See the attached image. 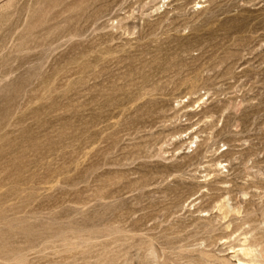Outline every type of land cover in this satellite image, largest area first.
Here are the masks:
<instances>
[{
	"label": "rangeland",
	"instance_id": "rangeland-1",
	"mask_svg": "<svg viewBox=\"0 0 264 264\" xmlns=\"http://www.w3.org/2000/svg\"><path fill=\"white\" fill-rule=\"evenodd\" d=\"M0 264H264V0H0Z\"/></svg>",
	"mask_w": 264,
	"mask_h": 264
},
{
	"label": "bare ground",
	"instance_id": "bare-ground-1",
	"mask_svg": "<svg viewBox=\"0 0 264 264\" xmlns=\"http://www.w3.org/2000/svg\"><path fill=\"white\" fill-rule=\"evenodd\" d=\"M158 9V8H157Z\"/></svg>",
	"mask_w": 264,
	"mask_h": 264
}]
</instances>
